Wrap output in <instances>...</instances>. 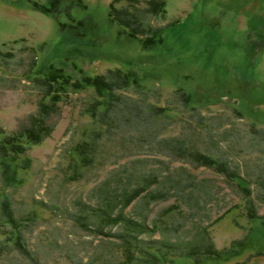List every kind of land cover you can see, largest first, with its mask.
Returning <instances> with one entry per match:
<instances>
[{
  "label": "rangeland",
  "instance_id": "obj_1",
  "mask_svg": "<svg viewBox=\"0 0 264 264\" xmlns=\"http://www.w3.org/2000/svg\"><path fill=\"white\" fill-rule=\"evenodd\" d=\"M112 1L46 14L0 0V127L30 124L53 68L113 87L111 104L103 88L70 89L52 134L10 178L0 164V264H126L125 222L94 218L103 209L168 243L163 264H264V0H166L164 17H146L162 38L150 48L110 18ZM99 130L84 165L76 146Z\"/></svg>",
  "mask_w": 264,
  "mask_h": 264
},
{
  "label": "trees",
  "instance_id": "obj_2",
  "mask_svg": "<svg viewBox=\"0 0 264 264\" xmlns=\"http://www.w3.org/2000/svg\"><path fill=\"white\" fill-rule=\"evenodd\" d=\"M121 0H114L110 3V18L113 21L129 28V32L133 36H137L142 40L144 47H151L156 42H162V38H158L159 28H147L146 17L147 15H154L164 17L166 14V0H126L125 6L118 7L117 2ZM62 0H51L50 5L47 6L37 0H28L29 5L46 14H53L60 10ZM152 35L149 37L144 36L146 31H151ZM141 36V37H140ZM1 52V51H0ZM120 76L127 84L131 82L134 85L141 86V83L135 75L132 76L129 72H119ZM42 78L46 79L49 83V90L45 92L38 102V111L30 116V124L22 130L11 132L7 129L0 127V164L3 166L4 175L6 178L12 176L13 170L17 165V160L21 156H25L31 146L44 141L54 131L55 124L50 121V117L60 112V102L64 99L69 90H79L85 85H94L98 89L103 88L109 94L108 104H111L112 86L109 82L105 81L101 76H83L82 79H75L72 75L65 73L61 68H53L49 74H43ZM131 80V82H130ZM59 83V85L57 84ZM111 92V93H109ZM105 96L104 92H101ZM186 101H190L189 94L185 96ZM96 108V107H94ZM94 116L95 113H93ZM102 130L96 132L91 138L92 140H83L80 142L76 149L81 156L84 165H92L98 160L97 154L103 149V144L99 141ZM198 158L209 165H218L220 160L213 156L203 153H198ZM18 166V165H17ZM130 197L126 201L128 203ZM9 214V213H8ZM10 213L6 218L7 222L13 225L16 231L15 244L22 250H26L25 244L22 242L20 236V229L17 226V217H12ZM98 218L106 223L118 222L123 220L126 225L127 233L123 234L125 243V257L126 264H154L157 261H164L168 257V250L170 248L168 243L164 245H152L151 242L145 241L140 237L141 233L147 231L148 227L139 221L127 217L123 212L112 214V212L96 211L94 218ZM96 218V219H97ZM131 231V232H130ZM164 246V247H163ZM0 246V254L3 252ZM168 251V252H167Z\"/></svg>",
  "mask_w": 264,
  "mask_h": 264
}]
</instances>
